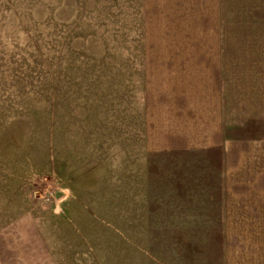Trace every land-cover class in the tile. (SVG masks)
I'll return each instance as SVG.
<instances>
[{
	"label": "rangeland",
	"instance_id": "1",
	"mask_svg": "<svg viewBox=\"0 0 264 264\" xmlns=\"http://www.w3.org/2000/svg\"><path fill=\"white\" fill-rule=\"evenodd\" d=\"M13 234L36 264H264V0H0Z\"/></svg>",
	"mask_w": 264,
	"mask_h": 264
},
{
	"label": "crops",
	"instance_id": "2",
	"mask_svg": "<svg viewBox=\"0 0 264 264\" xmlns=\"http://www.w3.org/2000/svg\"><path fill=\"white\" fill-rule=\"evenodd\" d=\"M15 237L14 244H7L4 246L5 252L0 251V264H36L35 261V252L28 245H19L16 241L17 234H13ZM0 236V246H1ZM43 242H40V249L43 247Z\"/></svg>",
	"mask_w": 264,
	"mask_h": 264
},
{
	"label": "trees",
	"instance_id": "3",
	"mask_svg": "<svg viewBox=\"0 0 264 264\" xmlns=\"http://www.w3.org/2000/svg\"><path fill=\"white\" fill-rule=\"evenodd\" d=\"M213 152H221V150H219V149H208V150H203V151H201L200 153H190V152H179L180 154H181V156H186V155H190V154H192V155H197V156H205V157H212V156H214L212 153ZM132 202L131 201H129V208H131V212H132V217L133 218H135V220L136 219H138V220H140L141 221V217H142V215L141 214H139V215H137V213L138 212H140L141 213V208H139V209H132ZM140 227H141V224H140Z\"/></svg>",
	"mask_w": 264,
	"mask_h": 264
}]
</instances>
